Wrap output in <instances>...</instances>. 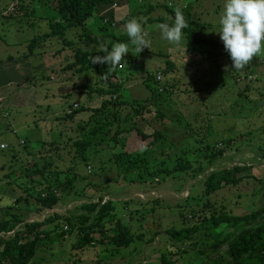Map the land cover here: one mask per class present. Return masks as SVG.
<instances>
[{"label":"rangeland","instance_id":"obj_1","mask_svg":"<svg viewBox=\"0 0 264 264\" xmlns=\"http://www.w3.org/2000/svg\"><path fill=\"white\" fill-rule=\"evenodd\" d=\"M16 3V0H0V219L6 218V210L20 216L27 213L29 220H43L53 213L77 214L82 203L103 197L113 200L117 215L136 235L126 247L103 243L80 251L75 246V230L62 237L54 226L48 225L46 228L53 230L51 239L42 242L33 264H165L161 262L162 256L174 260L175 264H204L206 258L212 259L217 255L215 252L209 251L208 256L201 257L198 249L210 248L222 232L229 238L237 230L236 226L220 224L213 228L208 222L184 242L176 241L164 230L196 225L198 218L192 216L196 210L206 216L214 209L243 215L262 205L264 48L239 70L233 69L230 57L223 56L219 68L217 63L221 59L206 58L205 53L215 54L223 46L214 31L218 30L224 0H113L100 7L106 10L104 17L115 19L110 32L126 36L124 25L135 18L142 25L149 48L140 52L129 39H121L115 43H125L129 54L119 72L115 69L110 74L108 69L102 73L77 72L65 69L74 60L77 47L92 50V57L110 48L107 42L111 37L105 43L89 47L83 41L86 30L93 35L100 34V18L91 16L85 27L68 29L65 31L67 42H63L61 37L46 35L51 29L49 17L45 15L56 16L49 3L24 0L22 13L10 17L7 14ZM166 6L178 9L188 6L186 13L197 22L194 31L214 38L217 44L206 45L201 52L188 48L182 31L179 43L162 38L161 24L149 18L165 17L169 13ZM126 16L129 20L123 22ZM39 37L36 49L30 54V43ZM132 60L136 62L129 64ZM182 61L193 62L191 74L187 75L186 69L167 70V65L178 67ZM159 70L165 73L158 83L155 75ZM116 77L122 82L117 93L120 98L138 101L136 105L149 100L138 125L145 133L155 129L165 133L163 142L155 148V153H160L157 159H166L164 164L169 168L176 155L186 152L196 169L199 164L203 166L202 171L154 172L161 167L156 160L150 167L154 174L140 170L127 173L110 158L122 149L121 143L117 147L108 143L99 151L93 147L86 154L90 155L87 162L80 158L72 145L80 136L78 122L87 117L89 108L101 98L95 92L87 93L81 85L90 83L94 87L111 88L109 81ZM246 85L248 89L244 91ZM159 87L164 90L159 92ZM76 104L77 108L84 109L77 111L74 118H59L74 110ZM208 122L212 123L209 135L204 131ZM131 124L124 126L128 128ZM228 138L234 139L230 145L225 143ZM148 141L132 131L123 149L134 153L142 150ZM49 143L55 145H50L47 151L43 145ZM216 145L224 154L211 159L208 147ZM162 150L168 155L163 156ZM235 165L248 166L246 171L237 174L243 179L204 197L205 176L212 170ZM33 169H42L43 174H33L32 180H28ZM50 173H57L59 181L75 175V183L71 190L58 188L61 197L56 207L38 211L34 196L48 183L46 178ZM57 177L52 180L57 181ZM57 182L54 188L58 187ZM187 196L192 199L186 200ZM18 197L26 199L14 203ZM207 199L210 207L205 210ZM155 232L160 233L152 239ZM138 235L141 237L137 239Z\"/></svg>","mask_w":264,"mask_h":264},{"label":"trees","instance_id":"obj_2","mask_svg":"<svg viewBox=\"0 0 264 264\" xmlns=\"http://www.w3.org/2000/svg\"><path fill=\"white\" fill-rule=\"evenodd\" d=\"M16 1V5L12 7L10 13L7 14L10 17L13 15H20L24 9V0ZM37 1L41 4L49 3L51 8H54L56 11V16L52 15L50 17V15H45L47 18L49 17V27L51 29L46 35L61 37L64 40L63 42H67L65 31L75 26L85 27V23L89 17L97 16L100 18V25L98 28L101 32L99 35H93L89 30L85 31V38L83 41L88 47L90 45L105 43L107 42L106 39L109 37H111V41L107 42L109 47L118 40L129 39L127 35L120 36L110 32L109 29L114 28L115 21L113 18L106 19V17L101 14L100 7L111 4L113 0ZM166 9L169 13L165 17L149 18V20L158 21L161 25L168 24L171 26L174 23L175 11L178 8L166 6ZM179 10L186 23V27L181 31L187 39L189 49L204 52V47L206 45L211 47L217 44L216 40L194 31V26L197 22L194 19H190L189 14L186 13V11H188V6ZM123 20V22H126L129 20V16L124 17ZM40 38L41 37L36 38L30 43V54H33ZM210 53L211 52L205 53L206 58L212 59L215 56L229 57L225 50H221L218 55H211ZM93 54L94 52L92 50H85L82 47H77L74 51V60L68 63L65 69H74L77 72L93 70L96 73H102L105 69H108L106 64L99 62L93 64ZM104 54V52L100 53L101 56ZM125 60L126 59L121 61V66H123ZM119 71L120 70L115 68V72ZM109 82L111 88L94 87L90 83L81 85L82 88L87 89V93L95 92L101 96L99 103L89 108L87 117H82L81 119L83 120L78 122L80 136L73 140L72 145L82 160L85 162L89 160L90 155L86 154L93 147L96 148V151H99V149L108 146V143H112L114 147H117L119 143H121L122 149L113 153L110 158L119 169L127 171V173L130 174L139 170L150 172L151 174H154L155 171L173 174L177 172L192 170L198 172V170H203L201 164H199V169L195 168L194 164L188 160L186 152L181 155H176L175 159L172 160L173 165L169 168L164 164L166 159L158 160L157 157L160 153H155V148L163 142L165 133L160 129H155L152 133H145L141 129V126L138 125V119L142 118V112L149 100L141 101L139 105L135 104H138V101L128 102L120 98L117 94L119 87L122 85L120 78L116 77L113 81ZM77 107L78 105L74 110L66 112L64 116L59 118H74V114L77 111L84 109L82 106L79 108ZM129 122L132 124L130 127L125 128L124 125ZM210 128L211 125H208L204 129L206 133L208 132V135L210 133ZM132 131L138 133L142 138L149 139V141L145 143L142 150L129 153L125 151L123 147ZM204 137H207V135ZM233 140V138H228L225 143L230 145ZM50 145H55V143H49L47 146L43 145V147L49 151V149H51ZM217 145L215 148L205 146L208 147V151H211L208 154L211 159H216L224 154V150L218 148ZM161 153H163V156L168 155V153L163 150ZM150 154H152V158L149 157ZM156 160L161 163V167L153 170V172L150 170L152 166L151 162H155ZM247 169L248 166L246 165H235L231 168L212 170L205 176L203 181L204 197H209L224 186L236 185L243 179V176H237V174ZM33 174H43V170L33 169L32 174L28 175V180H32ZM55 176L57 177L58 174L50 173L46 178V182L48 183L34 196L36 200L35 206H37L38 211L53 209L57 206L56 204L60 202L61 197L58 195V188L61 187V191H65L68 189L71 190L74 186L75 175L70 178L65 177L61 181L58 180L60 179L58 176V182L52 180V177ZM56 182L58 187L54 188ZM23 198L26 199V197L15 198L14 203H19ZM188 199L192 198L187 196L186 200ZM209 207L210 202L209 199H207L204 208L206 210L209 209ZM198 212L199 211L196 210L192 215L198 218V223L196 225L193 223V225L189 227L179 229L169 227L166 228L164 232L171 235L176 241L184 242L185 240L192 239V236L200 231L201 228H204V225L208 222L213 228L220 224H226L228 227L236 226L237 230L229 238L222 232L216 238L215 242L211 244L210 248L198 249L197 253L201 255V257L202 255L203 257L208 256L210 254L209 251H213L217 254L212 259L206 258L203 260V263L264 264V201L260 207L243 215H233L222 209L219 212L214 209L208 216L205 214L200 215ZM5 215L6 218L0 219V264H33L42 242L51 239V232L53 230L47 229L46 227H48V225L54 226L53 229L57 230V234L62 237L71 234L75 230L77 237L75 246L80 251L95 244L103 243H111L118 247H126L136 237L128 228L127 224L124 223L122 220L123 218L117 215L116 204L113 200L104 199L103 197H100L97 201L82 203L81 212L77 214L66 215L53 213L52 215L46 216L43 220H29L26 218L28 217L27 213L20 216V214L11 213L9 210L5 211ZM159 233L160 232H155L152 239ZM140 237L141 235H138L137 239ZM161 262L165 264H175L174 260L166 259L164 256H162Z\"/></svg>","mask_w":264,"mask_h":264},{"label":"clouds","instance_id":"obj_3","mask_svg":"<svg viewBox=\"0 0 264 264\" xmlns=\"http://www.w3.org/2000/svg\"><path fill=\"white\" fill-rule=\"evenodd\" d=\"M186 27L179 9L175 11L174 23L161 25V36L169 43H179L181 30ZM129 42L140 51L148 47L144 38L142 25L133 18L124 25ZM224 50L232 61L235 70L243 68L264 48V0H224L218 19V30ZM103 56L93 57L92 63L108 66V74L117 68L126 54H129L125 43H114L110 49H104ZM110 65V67H109Z\"/></svg>","mask_w":264,"mask_h":264},{"label":"crops","instance_id":"obj_4","mask_svg":"<svg viewBox=\"0 0 264 264\" xmlns=\"http://www.w3.org/2000/svg\"><path fill=\"white\" fill-rule=\"evenodd\" d=\"M173 7V6H172ZM176 8V7H175ZM182 8H184V6L182 7ZM101 14H102V16H106L107 14H106V10H103L102 11V9H101ZM107 18H113L114 19V17H106V19ZM114 21H115V19H114ZM198 24H199V26H201L202 25V22L201 21H199L198 22ZM214 39V38H213ZM219 50L221 51V50H224V47L223 46H220L219 47ZM220 52H215V54H219ZM98 54V53H97ZM214 54V55H215ZM98 55H100V54H98ZM101 56V55H100ZM217 57H218V59H217ZM222 57L223 56H221V57H219V56H215L212 60L213 61H218V60H220L221 59V61H220V63H217V68H219L220 66H221V62H223L222 61ZM224 57H227V56H224ZM183 62V64H181L180 66H178V67H176V65L174 66V65H167V70L168 71H172V72H177V71H180V69H186L185 71H186V74L187 75H189V74H191V70L193 69L192 67H193V62L192 61H182ZM179 67H181V68H179ZM261 71H262V68H261ZM157 73H161L162 74V80H163V75H164V73L165 72H163V70H159V71H157ZM238 77V76H237ZM236 77V78H237ZM248 89V86L246 85V86H244V88H243V90L245 91V90H247ZM242 90V91H243ZM242 91L240 92V93H242ZM243 93H245V92H243ZM182 110H185L184 108H182ZM171 112V111H170ZM208 125H211L212 126V123H209L208 122ZM203 127H205V126H203Z\"/></svg>","mask_w":264,"mask_h":264},{"label":"built area","instance_id":"obj_5","mask_svg":"<svg viewBox=\"0 0 264 264\" xmlns=\"http://www.w3.org/2000/svg\"><path fill=\"white\" fill-rule=\"evenodd\" d=\"M16 2H17V1H16ZM116 6H117V4L114 2V3H113V7H116ZM120 68H122L121 65H119V66L117 67V70H120ZM155 80H156L157 82H159V81L161 80V74H160V73H158V74L155 75ZM158 90H159V91H163V88H162V87H159ZM76 105H77V104H76ZM1 148H2V149L6 148V145H5V144L1 145Z\"/></svg>","mask_w":264,"mask_h":264},{"label":"water","instance_id":"obj_6","mask_svg":"<svg viewBox=\"0 0 264 264\" xmlns=\"http://www.w3.org/2000/svg\"><path fill=\"white\" fill-rule=\"evenodd\" d=\"M134 62H136V60H132V61H130L129 64L134 63Z\"/></svg>","mask_w":264,"mask_h":264}]
</instances>
